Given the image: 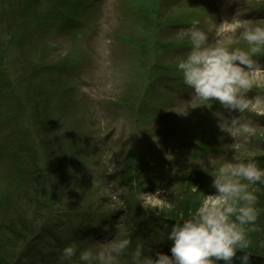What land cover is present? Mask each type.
<instances>
[{
	"label": "rangeland",
	"instance_id": "374dc122",
	"mask_svg": "<svg viewBox=\"0 0 264 264\" xmlns=\"http://www.w3.org/2000/svg\"><path fill=\"white\" fill-rule=\"evenodd\" d=\"M59 1L63 4L62 16L49 19L50 29L45 25L39 31L33 29L36 45L26 46V58L28 64L33 65L72 67L64 70L60 84L62 89L71 90V96L67 98L68 91L63 97L62 89L59 96L64 102L71 101L68 116L67 111H63V101H56L58 109L54 116L78 121L84 136L80 148L88 161L80 168L82 175L78 177L83 182L77 187L84 188L87 196L82 200L76 196L70 206L84 204L79 213L86 220L76 215L79 221L75 216L68 221L64 211L61 212L60 202H65L62 198L57 202L41 197L35 201L33 195H30L32 202L28 196L12 201L11 197L7 198L20 193L17 169L23 167L19 166L22 159L28 162L24 150L38 151V141L29 130L27 118L22 114V118L14 122L12 108L17 105L7 91L8 83L17 80L18 59L16 51L8 48L11 33L8 23L15 26L13 18H16L7 5L8 0H0L3 28L0 38V202H17L27 216H36L38 226L67 224L72 231L80 230L81 236L87 238L84 241L79 238L81 248L89 243L110 241L116 235V225L120 224L130 229L131 247L140 243L144 245L145 254L153 250L150 254L154 258L156 252L170 256L172 242L167 240L166 234L177 220L187 218L172 219L168 213L171 205L190 200L199 204L203 194H214L210 174L223 160L231 159L234 154L264 153V117L254 112H229L218 101L195 97L183 84L176 64L187 54L190 44L177 39L176 34L189 27L194 19L199 20L204 30H214L220 22L230 21L235 15L250 24L264 25V0ZM56 2L44 0L38 7L41 15L56 13ZM88 15L86 23L84 18ZM233 46L244 47L245 43L239 40ZM258 59L264 64V57ZM247 95L264 98V87H254ZM141 99L146 107L141 103L139 111ZM236 116L256 127L255 136L248 141L233 138L218 127L219 121ZM60 127L65 133L64 125ZM129 153L134 154L132 166ZM256 160L264 167V154L257 155ZM9 172L11 176L7 178ZM198 180L200 185L196 183ZM40 185L48 186V179L43 178ZM256 187L257 207L264 209V185ZM158 189L168 200L159 216L146 211L137 199L141 192L155 193ZM189 192L191 196L186 195ZM5 208L0 206V213ZM87 208L92 212L84 215ZM102 222L110 224L107 230L100 227L98 236L89 239V226ZM40 231L38 228L35 235ZM254 234H249L251 241ZM244 254L237 250L233 264H240L237 257ZM249 260L250 264H264V256L253 252H249Z\"/></svg>",
	"mask_w": 264,
	"mask_h": 264
},
{
	"label": "clouds",
	"instance_id": "9594fccd",
	"mask_svg": "<svg viewBox=\"0 0 264 264\" xmlns=\"http://www.w3.org/2000/svg\"><path fill=\"white\" fill-rule=\"evenodd\" d=\"M176 38L190 44L176 67L183 84L195 97L218 101L229 112H254L264 117V98L247 95L254 87H264V64L258 59L264 57V25L250 24L235 15L214 30H204L194 19L189 27L177 32ZM239 40L244 41V47L233 46ZM218 127L243 141L256 134V127L239 116L219 121ZM259 154L264 153L234 154L215 168L210 174L214 194H203L198 207L167 232L166 238L172 242L170 256L156 252L154 258L150 254L153 250L145 254L140 243L131 247L130 229L117 224L116 235L110 241L89 243L83 248L81 241L66 244L60 249L59 264H233L237 250L245 253L237 257L240 264H250L246 251L252 245L249 234L261 231L257 221L264 214V209L257 207L256 186L264 185V167L256 160ZM161 191L141 192L138 202L159 216L168 201Z\"/></svg>",
	"mask_w": 264,
	"mask_h": 264
},
{
	"label": "trees",
	"instance_id": "16d2710c",
	"mask_svg": "<svg viewBox=\"0 0 264 264\" xmlns=\"http://www.w3.org/2000/svg\"><path fill=\"white\" fill-rule=\"evenodd\" d=\"M43 1L8 0L7 2L10 11L12 10L16 17L13 18L15 26L10 21L8 23L11 31L8 48L16 51L15 55L18 58L15 65L17 80L12 84L8 83L7 90L11 98L15 99L14 102L17 105L16 108H12L13 118L14 122L17 123V119L22 118L23 114L28 120L29 130L38 141V151L24 150L28 162L25 163V160L22 159L19 166L23 167L17 169L20 179L18 192L20 193L17 195L12 194L7 198L11 197L10 201H12L20 196H28L31 200L30 202H32L30 195L35 197V201H38L39 197L45 198V200L48 198L50 201L52 199L55 202L62 198V201L65 202H60V206H62L60 208L63 209L61 212L64 211L67 219L70 220L71 216H75L78 218L77 221H79V217H82L80 220L84 221L86 220L85 218L83 219L85 216L79 213L84 207V204L81 203L82 201L80 202L82 205L79 207H77V204L70 206L71 199L78 196V199L82 200L85 198L84 195H86L84 188L77 187L83 182L78 177V175H82L80 173L82 169L80 168L88 161V157L80 148L82 147L84 136H82L78 121L74 120L71 122L68 118H61L60 120L54 116L58 109L56 101H63L59 97L62 89L60 84L63 72L68 66L66 64L58 66L33 65L28 64L26 58V46L33 47L36 45L33 29L39 31V29H44V25L50 29L49 19L55 20L57 17L62 16L61 8L63 4L59 0H55L57 1L56 13L46 16L41 15L38 7L41 6L40 4ZM1 27L2 22L0 19V38L3 36V28ZM68 91V89H62L63 97L68 95ZM70 92L71 90L67 98L71 96ZM70 102V100L63 101L65 104L63 111H67L65 113L66 116L69 113ZM138 102H140L138 110L141 111L142 104L146 107L145 98L144 102H142V99ZM60 109L62 108L60 107ZM60 125H64L65 133H62ZM76 125L78 127H75ZM133 155V153H129L131 166L134 160ZM41 156L43 158L42 161L40 160ZM9 175L11 176L10 172L6 177L8 178ZM197 176L200 177L199 174ZM43 178L48 179V186L40 185V181ZM154 183L156 184L155 180ZM196 183L199 184L201 181L198 180ZM80 191L83 193L79 194ZM190 194L189 192L186 195L191 196ZM68 200L69 202L67 203ZM180 202L179 205H171L172 207L168 210L172 219L188 217L189 212L194 211L198 207V201L196 200ZM0 206L6 207L4 212L0 213V264H59L60 249L75 240V238L78 239L77 241H79V238L83 239V241L87 239L86 236H81L80 230L72 231L67 224L58 226V224L49 225L46 223L38 226L39 222L36 216L33 218L32 214L27 216L17 205V202L15 204L0 202ZM46 206L48 204L45 202ZM87 211L90 214L92 209L87 208L83 212L84 215H86ZM42 216L43 214L41 213ZM261 216L257 221L261 231L255 232L254 240L248 250L253 252V254L264 256V216ZM31 219L34 221H31ZM109 225V223L106 224L104 222L101 224L103 229ZM94 227L95 224H92L88 228L87 234L89 236L87 237L89 239L91 237L95 238L99 234L96 229L94 230ZM38 228H41V231L38 235H35Z\"/></svg>",
	"mask_w": 264,
	"mask_h": 264
},
{
	"label": "bare ground",
	"instance_id": "6f19581e",
	"mask_svg": "<svg viewBox=\"0 0 264 264\" xmlns=\"http://www.w3.org/2000/svg\"><path fill=\"white\" fill-rule=\"evenodd\" d=\"M101 224H103V222L102 223H100L99 225H101ZM96 226L98 225V224H95ZM167 253V252H166ZM169 255V254H168Z\"/></svg>",
	"mask_w": 264,
	"mask_h": 264
}]
</instances>
